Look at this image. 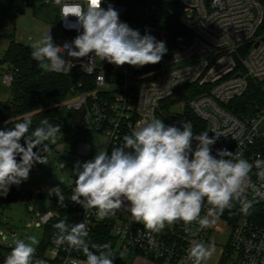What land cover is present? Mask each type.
<instances>
[{
	"label": "built area",
	"instance_id": "2783aa9c",
	"mask_svg": "<svg viewBox=\"0 0 264 264\" xmlns=\"http://www.w3.org/2000/svg\"><path fill=\"white\" fill-rule=\"evenodd\" d=\"M40 1L55 5L52 0ZM110 5L119 17L126 15L127 7L118 2L104 0L102 7L107 9ZM55 7L59 28L71 36L55 43L63 46L71 43L79 32L66 27L62 5ZM75 21V17H68V22ZM172 21L188 30L190 39L186 45L170 47ZM128 25L141 35L147 32L157 41L165 42L168 51L159 63L117 67L97 58L86 69L82 65L89 63V57L74 59L67 52L59 54L69 63L63 73L77 70L92 78L90 90L82 91V82L72 86L73 99L67 106L85 111L84 127L107 134L109 153L112 147L122 145L123 137L130 135L139 123L152 118L181 130L183 122H190L193 134H199L191 121L194 116L206 122L210 138L216 137L215 144L210 146L213 156L218 149H227L249 162L258 155L264 159V103L243 115L229 108L246 93L251 79L264 80V0H146L131 14ZM2 76L4 85L10 86L13 74L5 71ZM180 86L183 87L177 90ZM197 143L193 141V149ZM96 153L99 152L91 145L78 144L77 156L83 162L93 159ZM255 173L253 168L251 179L259 188L261 182ZM247 195L264 208V199L255 197L250 189ZM207 207L206 204L201 216L206 214ZM96 211L83 210L77 220L68 223L85 220L89 231L106 225L111 228L121 253L144 256L159 263L191 264L185 257L192 240L207 244V234L211 231V227L200 229L196 223L188 225L189 230L185 231V225L178 221L172 225L168 238L149 233L141 223L121 218L119 211L103 220L97 218ZM40 219L45 225L63 220L52 209ZM230 228L219 264H264V225L242 217ZM56 236L57 230L52 226L45 247L35 252L34 259H43L46 264H82L86 259L83 252L67 243L57 247ZM227 245L230 251H226ZM9 254L10 251L0 250V264H4Z\"/></svg>",
	"mask_w": 264,
	"mask_h": 264
},
{
	"label": "clouds",
	"instance_id": "9594fccd",
	"mask_svg": "<svg viewBox=\"0 0 264 264\" xmlns=\"http://www.w3.org/2000/svg\"><path fill=\"white\" fill-rule=\"evenodd\" d=\"M52 2L62 5L66 27L77 29L79 34L71 43L58 46L49 29L31 45L33 60L47 71H64L69 64L59 55L64 52L74 59L89 57V63L82 65L88 69L97 58L117 67L157 64L168 51L165 42L157 41L147 32L141 35L139 30L121 22L118 11L111 5L107 9L102 7L104 0ZM70 16L76 18L75 23L68 22ZM32 123L31 116L26 115L13 127L0 130V196L6 197L11 185L27 181L34 164H46L44 153L61 132L59 124L53 125L46 118L30 132ZM123 141L122 145L112 147L110 153L105 150L89 161H77L72 170L75 187L71 201L85 211L96 209L98 219L124 209L149 233H160L166 225L178 221L185 225V231L193 223L206 229L234 202L240 203V211L248 214L253 205L247 197L249 189L255 197L264 199V191L260 190L264 188V159L258 155L249 162L227 149H218L213 156L210 146L215 144L216 137L210 138L208 132L194 135L190 122H183L181 130L152 118L139 123ZM193 141L198 142L194 149ZM253 168L261 182L259 188L251 179ZM52 194L65 206V195L59 187L50 189L49 195ZM206 204V214L201 216ZM53 227L57 230L54 244L59 247L67 243L82 251L86 257L82 264H113L110 243L92 244L90 248L85 220L69 225L63 219ZM12 243L4 264H46L43 259H34L35 237H28L27 242L17 238ZM149 243H153L151 236ZM214 252L213 243L206 245L192 240L185 260L207 264Z\"/></svg>",
	"mask_w": 264,
	"mask_h": 264
},
{
	"label": "trees",
	"instance_id": "16d2710c",
	"mask_svg": "<svg viewBox=\"0 0 264 264\" xmlns=\"http://www.w3.org/2000/svg\"><path fill=\"white\" fill-rule=\"evenodd\" d=\"M111 1L118 2L127 7L126 15L119 17V19L121 22L128 24L131 14L141 7L146 0ZM25 8V0H0V33L2 37L9 40L8 47L0 59V68L3 70V73L8 71L13 74V81L10 85L11 97L8 100L0 101V120L6 121L10 127H13L14 123L21 121L24 116H31L33 123L30 132L39 126L40 121L45 118L53 125L59 124L61 132L57 134L55 144L50 146L52 148L57 143L68 138L72 130L77 127H83L85 111L83 109H67V112L62 114V105L64 103L68 105L69 99L73 95L72 86L75 83L82 82L83 86L80 87L82 91L92 89V86H90L92 78L77 70L68 74L47 71L40 66L39 62L33 60L31 47L15 39L16 19L19 14L25 11ZM169 28L171 48L188 43L190 34L184 26L172 21ZM175 36H178V38H175ZM179 36L187 37L181 39ZM263 103L264 80L251 79L246 93L237 100L236 104H230L229 108L235 114L243 115L247 112H254ZM191 121L201 133L206 132V122L194 116L191 118ZM21 143L23 144V140ZM37 150L34 149V151ZM74 187L75 181L71 185L61 189L65 195V206L58 202V197L55 194L50 196V209L56 211L60 218L66 219L67 222L77 220L84 210L81 205L72 202L70 199ZM31 196L32 192L29 188L11 185L8 195L6 197L0 196V203L29 201ZM247 197L253 201L248 214L242 213L240 211V203L234 202V206L231 209H225L219 218L226 221L230 227H234L242 217L252 218L264 225V208L256 200L248 195ZM52 224L54 225L55 223ZM52 224H49L47 228L52 229ZM172 225H166L158 234L168 238L171 237ZM49 235L47 234L43 239L39 246L40 249L45 247ZM87 241L90 248L92 244L102 245L110 243L113 264H128L132 260L133 256L127 261L122 256L121 251L116 248V238L111 228L106 225H98L90 230ZM225 248L226 251L231 250L228 245ZM11 249L0 245V250L3 252H9ZM92 250L96 251L95 249ZM160 263L162 262L160 261Z\"/></svg>",
	"mask_w": 264,
	"mask_h": 264
},
{
	"label": "rangeland",
	"instance_id": "374dc122",
	"mask_svg": "<svg viewBox=\"0 0 264 264\" xmlns=\"http://www.w3.org/2000/svg\"><path fill=\"white\" fill-rule=\"evenodd\" d=\"M58 11L55 5L42 4L37 0L35 5H26L25 11L16 19L15 39L31 47L50 29L54 44L70 39L58 26ZM9 40L0 33V59L3 57ZM32 49V48H31ZM33 50V49H32ZM3 70L0 68V101L11 97L10 86L3 83ZM73 98L69 99V102ZM66 103L62 105V114L67 112ZM11 128L6 121L0 120V130ZM91 145L96 151H105L109 144V137L104 132L90 130L86 127H77L72 130L68 138L57 143L55 147L44 153L46 164H34L27 181L15 187L29 188L32 196L29 201L0 203V245L12 248L17 238L25 239L35 237L37 243L33 245L36 251L51 229L41 221V216L50 210L49 191L54 187L60 189L71 185L75 181L72 172L77 161L83 163L78 157V144ZM121 218L134 220L129 212L120 210ZM230 226L221 218L211 226L207 234L208 244L213 243L222 251L224 244L230 236ZM123 252L122 256L129 261L132 256ZM130 264V262H128ZM167 264V263H164Z\"/></svg>",
	"mask_w": 264,
	"mask_h": 264
},
{
	"label": "crops",
	"instance_id": "0c3cea01",
	"mask_svg": "<svg viewBox=\"0 0 264 264\" xmlns=\"http://www.w3.org/2000/svg\"><path fill=\"white\" fill-rule=\"evenodd\" d=\"M119 212H120V210H119ZM206 245H208V243ZM223 249H224V246L222 248V251L220 252V249L217 246H215V252H214L213 256L211 257V259L208 260L207 264H219V262L221 260ZM131 255L133 257L131 258L132 260L130 261V264H164V263L156 262V261L151 260L149 258H146L144 256H140V255H136V254L135 255L131 254Z\"/></svg>",
	"mask_w": 264,
	"mask_h": 264
},
{
	"label": "water",
	"instance_id": "95a60500",
	"mask_svg": "<svg viewBox=\"0 0 264 264\" xmlns=\"http://www.w3.org/2000/svg\"><path fill=\"white\" fill-rule=\"evenodd\" d=\"M25 4L28 6H33L35 5V0H25ZM183 86H180L177 88V90H179L180 88H182ZM20 157H17V160L19 161Z\"/></svg>",
	"mask_w": 264,
	"mask_h": 264
}]
</instances>
